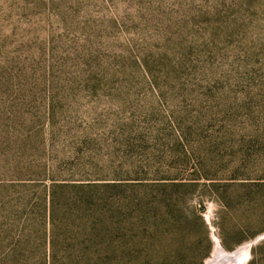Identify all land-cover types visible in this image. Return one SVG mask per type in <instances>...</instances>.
I'll return each instance as SVG.
<instances>
[{
	"label": "rangeland",
	"instance_id": "1",
	"mask_svg": "<svg viewBox=\"0 0 264 264\" xmlns=\"http://www.w3.org/2000/svg\"><path fill=\"white\" fill-rule=\"evenodd\" d=\"M213 6L252 20L253 31L185 49L201 55L191 62L195 76L153 85L139 71L128 81L101 72L140 51L183 53L163 41L173 43L181 25ZM241 38L264 43V0H0V75L10 77L0 81V144L40 130L48 162L55 149L90 144L95 150L85 155L112 164L127 187V208L117 216L129 223L110 264H205L217 244L234 251L255 238L244 264H264V46L243 52ZM51 59L57 78L41 83ZM22 73L34 80H19ZM51 104L53 128L45 119ZM178 178L194 183L177 203L182 189L156 183ZM184 209L196 210L205 228L192 223L173 234L182 238L176 258L146 254L142 247L169 231L161 217L182 219Z\"/></svg>",
	"mask_w": 264,
	"mask_h": 264
},
{
	"label": "trees",
	"instance_id": "2",
	"mask_svg": "<svg viewBox=\"0 0 264 264\" xmlns=\"http://www.w3.org/2000/svg\"><path fill=\"white\" fill-rule=\"evenodd\" d=\"M208 10L211 15L204 16L196 24L181 25V36L173 43L166 39L163 41L166 48L175 47L183 53L172 55L163 49L143 56L140 51L139 57L133 59L130 54L119 57L115 60L116 67L111 71L103 68L101 72L108 74L109 79L128 81L135 80L139 71L142 80L147 78L153 85H168L187 79L189 75L195 76L197 69L191 62L194 56L200 58L201 55L199 52L187 55L185 49L189 50L193 45H215L219 40L253 31L250 26L252 20L245 21L240 15L229 18L215 6L204 11ZM186 32L190 38L183 36ZM242 40L239 47L243 52L246 48L257 50L264 46L262 41L258 46ZM261 51L264 53V48ZM51 61L50 70L37 77L39 82L57 78L52 75ZM9 78L0 75V81L5 82ZM31 78V73L19 76L23 81H33ZM191 79L196 80L193 76ZM55 115L51 104L45 117L50 121V128L55 127ZM91 126H84V133H89L87 128ZM13 139V145L0 144V264H110L112 255L128 238L126 228L129 222L123 216H117L118 213L123 214L128 205L125 202L126 182L113 175L115 168L111 163L98 161L99 154L94 158L83 153V149H94L90 144L84 148L71 145L62 151L55 149L48 162L40 130L30 135L18 133ZM178 179V182L156 183L182 189L185 198L184 195L174 198L179 199L177 203L185 201L188 187L194 183L190 178ZM147 195L148 190L142 188V196ZM167 198L173 200L171 196ZM220 200L227 210L229 205L223 197ZM163 202H166L164 198L155 201L157 213L160 212L159 206L165 207ZM192 223L205 228L200 214L194 209H184L182 219H170L167 215L161 217L158 224L167 226L169 231L161 232L157 245H144L142 250L149 255L176 258L183 246L178 242L182 238L173 234L181 233ZM195 264L200 263L197 261Z\"/></svg>",
	"mask_w": 264,
	"mask_h": 264
},
{
	"label": "bare ground",
	"instance_id": "3",
	"mask_svg": "<svg viewBox=\"0 0 264 264\" xmlns=\"http://www.w3.org/2000/svg\"><path fill=\"white\" fill-rule=\"evenodd\" d=\"M218 245L215 246L213 256L210 261H207V264H244L245 254L248 251L247 245H241L229 257L224 255L223 248Z\"/></svg>",
	"mask_w": 264,
	"mask_h": 264
},
{
	"label": "water",
	"instance_id": "4",
	"mask_svg": "<svg viewBox=\"0 0 264 264\" xmlns=\"http://www.w3.org/2000/svg\"><path fill=\"white\" fill-rule=\"evenodd\" d=\"M258 239L257 238H255V239H253L252 241H250V242H248L246 245L248 246V251H247V253L245 254V259H244V262L246 261V259H247V257H248V252H249V248H250V246L253 244V243H255L256 241H257ZM220 248H222V247H220ZM236 249H238V247L236 248ZM235 249V250H236ZM223 250V253H224V255H226L227 257H229V256H231L232 254H233V251H226V250H224V249H222ZM234 250V251H235ZM213 253H214V250L212 251V254H211V256L208 258V259H206V261H205V264H207V261L209 260L210 261V259L212 258V256H213Z\"/></svg>",
	"mask_w": 264,
	"mask_h": 264
}]
</instances>
